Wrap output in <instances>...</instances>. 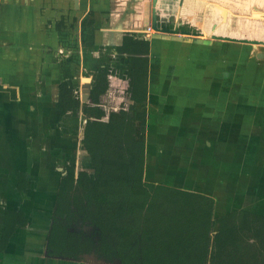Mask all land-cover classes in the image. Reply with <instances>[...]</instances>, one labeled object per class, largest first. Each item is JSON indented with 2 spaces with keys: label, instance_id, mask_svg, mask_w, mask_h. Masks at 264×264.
Returning a JSON list of instances; mask_svg holds the SVG:
<instances>
[{
  "label": "crops",
  "instance_id": "crops-1",
  "mask_svg": "<svg viewBox=\"0 0 264 264\" xmlns=\"http://www.w3.org/2000/svg\"><path fill=\"white\" fill-rule=\"evenodd\" d=\"M231 2L0 0V264H121L50 256L46 242L67 166L93 171L81 143L84 77L91 90L106 66V112L133 103L124 34L148 41L147 96L132 111L145 114L135 123L143 180L211 197L213 220L264 215V59H253V44L219 37L234 36ZM62 83L79 99L76 113L61 110Z\"/></svg>",
  "mask_w": 264,
  "mask_h": 264
},
{
  "label": "trees",
  "instance_id": "trees-1",
  "mask_svg": "<svg viewBox=\"0 0 264 264\" xmlns=\"http://www.w3.org/2000/svg\"><path fill=\"white\" fill-rule=\"evenodd\" d=\"M118 49L133 55L127 74L133 103L106 112L100 95L108 77L101 66L83 107L88 117L81 143L93 171L75 173L74 165L67 166L47 235L48 255L76 257L96 248L100 257L121 264H264V215L238 210L213 220L211 197L143 180L145 145L135 136V123L143 127L145 114L132 111L147 96L148 41L124 34ZM61 89L62 112L76 113L79 99L65 83ZM78 219L96 227L95 244L68 229Z\"/></svg>",
  "mask_w": 264,
  "mask_h": 264
},
{
  "label": "rangeland",
  "instance_id": "rangeland-1",
  "mask_svg": "<svg viewBox=\"0 0 264 264\" xmlns=\"http://www.w3.org/2000/svg\"><path fill=\"white\" fill-rule=\"evenodd\" d=\"M223 3H227V1ZM230 4L232 7V19L226 25L234 32V36L254 38L256 33L264 34V0H232ZM255 11L261 12L263 16H255ZM249 46L253 47V59H264V45L259 44L256 48L253 45ZM261 75H264V71ZM68 229L80 231L82 240L89 238L94 244L98 241L97 229L89 221L72 220L68 225ZM92 250L95 251L96 248Z\"/></svg>",
  "mask_w": 264,
  "mask_h": 264
},
{
  "label": "water",
  "instance_id": "water-1",
  "mask_svg": "<svg viewBox=\"0 0 264 264\" xmlns=\"http://www.w3.org/2000/svg\"><path fill=\"white\" fill-rule=\"evenodd\" d=\"M223 14H225V12H223ZM153 15H154L153 25L156 29H159V28H157V26L155 24V14H153ZM219 37L220 38H230V39L237 40L240 42H248V43L253 44V45L257 43V40L255 38H241V37H236V36L230 37V36H223V35H220ZM89 91H90V83H89V81L86 80L82 84V90H81V99L82 100H86L88 98Z\"/></svg>",
  "mask_w": 264,
  "mask_h": 264
},
{
  "label": "bare ground",
  "instance_id": "bare-ground-1",
  "mask_svg": "<svg viewBox=\"0 0 264 264\" xmlns=\"http://www.w3.org/2000/svg\"><path fill=\"white\" fill-rule=\"evenodd\" d=\"M256 12V11H255ZM257 12H259V11H257ZM256 16V15H255ZM257 17H260V16H257ZM254 38L257 40V43L256 44H254L253 46H254V48H256V47H258L259 46V44H261V45H264V34H258V33H256L255 35H254ZM261 55V54H260ZM89 79V77H84V79ZM87 79V80H88Z\"/></svg>",
  "mask_w": 264,
  "mask_h": 264
},
{
  "label": "flooded vegetation",
  "instance_id": "flooded-vegetation-1",
  "mask_svg": "<svg viewBox=\"0 0 264 264\" xmlns=\"http://www.w3.org/2000/svg\"><path fill=\"white\" fill-rule=\"evenodd\" d=\"M254 15L256 16H263V14L261 12H254ZM71 230V229H70ZM73 231V230H72ZM85 254H91V255H96L97 257H99V255H97L93 250L89 251V252H82V253H79L77 254L76 257H71V258H77V257H81V256H85ZM60 257H63V256H60Z\"/></svg>",
  "mask_w": 264,
  "mask_h": 264
},
{
  "label": "built area",
  "instance_id": "built-area-1",
  "mask_svg": "<svg viewBox=\"0 0 264 264\" xmlns=\"http://www.w3.org/2000/svg\"><path fill=\"white\" fill-rule=\"evenodd\" d=\"M152 30L151 25H147L146 28L143 29V31L148 34Z\"/></svg>",
  "mask_w": 264,
  "mask_h": 264
}]
</instances>
